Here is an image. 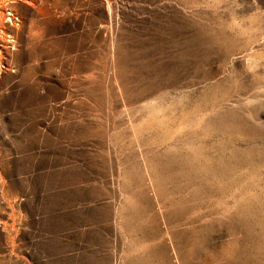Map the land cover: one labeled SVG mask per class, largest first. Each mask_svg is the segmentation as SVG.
Wrapping results in <instances>:
<instances>
[{
  "label": "rangeland",
  "instance_id": "1",
  "mask_svg": "<svg viewBox=\"0 0 264 264\" xmlns=\"http://www.w3.org/2000/svg\"><path fill=\"white\" fill-rule=\"evenodd\" d=\"M0 264H264V0H0Z\"/></svg>",
  "mask_w": 264,
  "mask_h": 264
}]
</instances>
